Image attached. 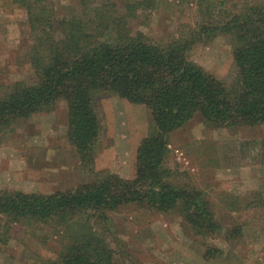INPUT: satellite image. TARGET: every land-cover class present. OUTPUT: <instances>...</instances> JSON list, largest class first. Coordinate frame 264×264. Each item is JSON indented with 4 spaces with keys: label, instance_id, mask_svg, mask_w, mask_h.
I'll list each match as a JSON object with an SVG mask.
<instances>
[{
    "label": "trees",
    "instance_id": "16d2710c",
    "mask_svg": "<svg viewBox=\"0 0 264 264\" xmlns=\"http://www.w3.org/2000/svg\"><path fill=\"white\" fill-rule=\"evenodd\" d=\"M75 1L80 6L74 15H60L55 0H11L27 11L35 79L0 82V140L19 117L52 112L65 100L67 136L94 177L51 193L0 189V229L8 233L15 223L58 226L62 247L45 264H120L108 240L109 222L128 204L176 213L199 235L221 233L222 219L206 190L179 178L168 164L171 136L198 113L211 128L264 124V0L236 2L237 10L203 17L166 43L150 40L132 25L137 9L160 0L129 2L126 13L115 0ZM219 34L230 37L238 66L231 86L189 56ZM106 95L146 105L154 116L138 147L133 178L95 168L102 128L98 101ZM254 143L259 152L254 160L264 164V138ZM242 230L241 224L231 227L228 237ZM217 252L210 248L206 255Z\"/></svg>",
    "mask_w": 264,
    "mask_h": 264
},
{
    "label": "rangeland",
    "instance_id": "374dc122",
    "mask_svg": "<svg viewBox=\"0 0 264 264\" xmlns=\"http://www.w3.org/2000/svg\"><path fill=\"white\" fill-rule=\"evenodd\" d=\"M55 1L60 15H74L80 6L74 0ZM104 1L107 0H94L97 4ZM115 1L125 13L128 3L135 2ZM221 1L160 0L157 6L137 9L132 25L150 40L166 43L202 19L219 18L237 10L236 2L252 0L225 4ZM32 43L26 9L11 0H0V82L35 79L28 58ZM232 49L230 37L219 34L209 43L196 45L189 56L231 86L238 76ZM98 109L102 128L95 168L125 177L133 175L136 148L138 151L141 140L155 123L151 108L106 95L99 99ZM67 119V102L60 100L52 112L19 117L2 131L0 189L51 193L76 187L94 177L81 164L80 153L67 136ZM263 138L264 124L211 128L200 113L174 131L168 164L177 170L179 178L206 190L224 230L213 236L199 235L176 213L163 214L128 204L112 213L109 222L112 230L108 240L117 261L264 264V164L254 160L259 154L254 141ZM238 224L243 226L242 232L228 237L229 229ZM59 229L52 224L15 223L6 233L8 229L1 227L5 235L0 236V264H45L47 259H55L64 239V232ZM210 248H219L217 255H206Z\"/></svg>",
    "mask_w": 264,
    "mask_h": 264
},
{
    "label": "crops",
    "instance_id": "0c3cea01",
    "mask_svg": "<svg viewBox=\"0 0 264 264\" xmlns=\"http://www.w3.org/2000/svg\"><path fill=\"white\" fill-rule=\"evenodd\" d=\"M137 147H138V146H137ZM136 152H137V148H136ZM136 152L134 153V157H135V158H134V160H135L134 162H135V164H136ZM99 160H100V159L98 158V159H97V164H98V165L100 164V161H99ZM135 164H134L133 175H130V176L128 175V176H126L127 178H131V177L134 176V174H135ZM120 175H121V174H120ZM121 176H122V175H121ZM124 177H125V176H124Z\"/></svg>",
    "mask_w": 264,
    "mask_h": 264
},
{
    "label": "built area",
    "instance_id": "2783aa9c",
    "mask_svg": "<svg viewBox=\"0 0 264 264\" xmlns=\"http://www.w3.org/2000/svg\"><path fill=\"white\" fill-rule=\"evenodd\" d=\"M182 154H183V152H182Z\"/></svg>",
    "mask_w": 264,
    "mask_h": 264
}]
</instances>
